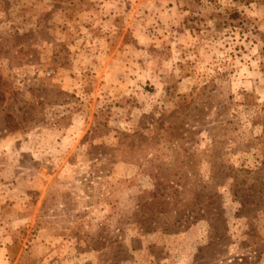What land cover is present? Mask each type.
<instances>
[{
	"label": "rangeland",
	"instance_id": "374dc122",
	"mask_svg": "<svg viewBox=\"0 0 264 264\" xmlns=\"http://www.w3.org/2000/svg\"><path fill=\"white\" fill-rule=\"evenodd\" d=\"M263 48L264 0H0V264H264Z\"/></svg>",
	"mask_w": 264,
	"mask_h": 264
},
{
	"label": "trees",
	"instance_id": "16d2710c",
	"mask_svg": "<svg viewBox=\"0 0 264 264\" xmlns=\"http://www.w3.org/2000/svg\"><path fill=\"white\" fill-rule=\"evenodd\" d=\"M195 1H198V0H195ZM237 1V0H236ZM245 2H248L250 0H244ZM218 16H220L219 14H216ZM229 17L231 18H239V14L234 11L232 13L229 14ZM243 19H239L240 23L242 22ZM263 57H264V48H263ZM4 102V93L2 91H0V103H3ZM2 112H4V121H3V124H4V129H6V131L8 132H13L15 130H19V129H23L24 126H23V116L22 115H19V114H16V110L15 109H12L11 106H7L6 109H2ZM155 185L156 186H159V187H162V182L161 181H155ZM165 190V189H164ZM165 192V191H164ZM158 191L156 190V192H154L152 194V197L150 198L149 203L147 204L146 203H143V206L144 207H148V208H153L155 204V200L158 198ZM162 195V193H161ZM165 196H168V197H171L168 193H164ZM163 203L167 204V202H164ZM205 206H208V205H197L195 211H193V213L190 215L191 218H193L192 221H196L202 217L205 216L206 214V207ZM191 221V222H192Z\"/></svg>",
	"mask_w": 264,
	"mask_h": 264
}]
</instances>
